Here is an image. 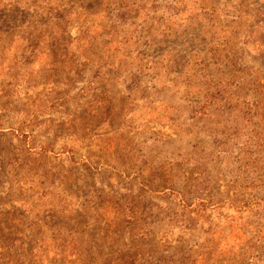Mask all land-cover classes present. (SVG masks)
Returning <instances> with one entry per match:
<instances>
[{
	"label": "rangeland",
	"instance_id": "obj_1",
	"mask_svg": "<svg viewBox=\"0 0 264 264\" xmlns=\"http://www.w3.org/2000/svg\"><path fill=\"white\" fill-rule=\"evenodd\" d=\"M0 264H264V0H0Z\"/></svg>",
	"mask_w": 264,
	"mask_h": 264
}]
</instances>
